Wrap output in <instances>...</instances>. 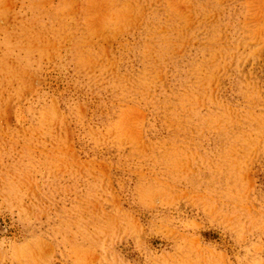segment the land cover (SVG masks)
<instances>
[{
  "label": "rangeland",
  "instance_id": "1",
  "mask_svg": "<svg viewBox=\"0 0 264 264\" xmlns=\"http://www.w3.org/2000/svg\"><path fill=\"white\" fill-rule=\"evenodd\" d=\"M0 264H264V0H0Z\"/></svg>",
  "mask_w": 264,
  "mask_h": 264
}]
</instances>
